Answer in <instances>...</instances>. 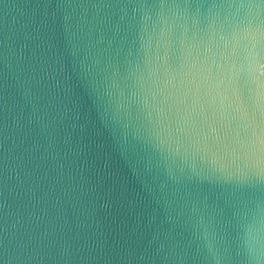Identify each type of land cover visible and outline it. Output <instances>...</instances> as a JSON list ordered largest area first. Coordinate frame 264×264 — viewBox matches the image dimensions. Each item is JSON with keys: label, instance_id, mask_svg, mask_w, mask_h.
Here are the masks:
<instances>
[{"label": "water", "instance_id": "water-1", "mask_svg": "<svg viewBox=\"0 0 264 264\" xmlns=\"http://www.w3.org/2000/svg\"><path fill=\"white\" fill-rule=\"evenodd\" d=\"M0 264H264V0H0Z\"/></svg>", "mask_w": 264, "mask_h": 264}]
</instances>
